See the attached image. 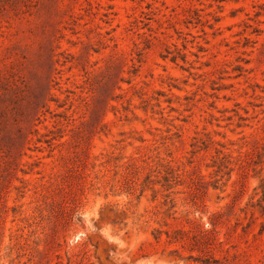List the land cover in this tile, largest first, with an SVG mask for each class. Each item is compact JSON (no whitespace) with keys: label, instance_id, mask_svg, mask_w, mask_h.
Returning <instances> with one entry per match:
<instances>
[{"label":"rangeland","instance_id":"rangeland-1","mask_svg":"<svg viewBox=\"0 0 264 264\" xmlns=\"http://www.w3.org/2000/svg\"><path fill=\"white\" fill-rule=\"evenodd\" d=\"M263 178L264 0L0 2V264H264Z\"/></svg>","mask_w":264,"mask_h":264},{"label":"trees","instance_id":"trees-1","mask_svg":"<svg viewBox=\"0 0 264 264\" xmlns=\"http://www.w3.org/2000/svg\"><path fill=\"white\" fill-rule=\"evenodd\" d=\"M3 0H0V2H2ZM224 167L228 168L227 165H224V163H221L220 164V170L223 169ZM166 175H164V179L167 183V186H170L172 183V179L175 177V176H178L179 173H177L175 171V169L172 167V166H167L166 167ZM260 188H261V191H262V197L260 199V206L262 208V211L264 212V178L262 179L261 181V184H260Z\"/></svg>","mask_w":264,"mask_h":264}]
</instances>
